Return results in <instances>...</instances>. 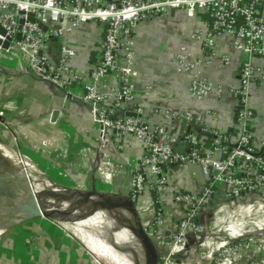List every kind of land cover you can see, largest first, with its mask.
I'll use <instances>...</instances> for the list:
<instances>
[{"label": "built area", "instance_id": "built-area-1", "mask_svg": "<svg viewBox=\"0 0 264 264\" xmlns=\"http://www.w3.org/2000/svg\"><path fill=\"white\" fill-rule=\"evenodd\" d=\"M259 4L260 0H0V26L5 31L0 40L10 38L8 48L0 45V64L16 63L23 74L47 81L61 89L66 98L87 106L97 131L96 155L99 153L100 157L95 174L102 188L107 189L118 172L127 169L131 176V198L139 201L145 193L159 195L166 190L165 167L198 166L202 176L208 179L201 192L172 196L181 214L182 230L189 228L190 220L213 200L214 186L218 183L223 186L224 199L230 203L253 200L252 204H246L252 207V222L257 223L251 233L245 238L226 241L215 251L211 250L224 236L217 242L209 237H205V241L209 257H217L215 264H264V207L258 209L255 205L264 206V139L257 149L249 132L253 112L248 105V87L256 77L253 59L264 57V17L259 12ZM177 10L190 17L197 12L208 15L209 23L195 29L190 39L199 43L210 59L217 56L215 40L220 35L229 36L232 48L247 57L241 64L237 87L229 89L240 106L236 113L233 146L221 145L226 138L205 126L200 131L182 134L168 126L173 120L202 123L203 115L177 111L168 114L165 123L153 125L144 118L143 108L136 102L133 83L135 29L142 21ZM29 14L46 26V31L38 23L28 21ZM83 23L100 24L103 39L100 57L88 74L82 94L76 96L72 87L82 78L71 66L76 54L74 49L62 42L57 65H50L45 47L51 37L61 39ZM17 34L21 35L20 40H16ZM174 59L176 71L190 74L188 93L193 100L202 101L212 92H224L221 85L213 87L208 83L201 71L203 60L194 58L187 46L181 45ZM219 61L221 65H229L231 58L222 54ZM110 74L117 78V87L107 82ZM129 108L134 116L127 115ZM2 115L0 112V118ZM113 135L132 137L144 147V155L138 160L121 154L120 162L114 163L110 157ZM204 136L213 138L210 147L204 145ZM180 142L188 146L187 152L175 150ZM129 145V142L121 143L115 149L122 153ZM255 230L262 233H253ZM176 237L169 239L173 241ZM257 244H262L261 253L255 249ZM173 250L177 251L174 244L171 252Z\"/></svg>", "mask_w": 264, "mask_h": 264}, {"label": "crops", "instance_id": "crops-1", "mask_svg": "<svg viewBox=\"0 0 264 264\" xmlns=\"http://www.w3.org/2000/svg\"><path fill=\"white\" fill-rule=\"evenodd\" d=\"M258 9L264 17V0H260ZM209 21L205 13L197 12L190 17L184 11L177 10L138 24L134 32L133 83L136 102L143 108L144 118L153 125L165 123L166 116L177 111L203 115L202 123L187 124L173 120L168 126L180 134L200 131L205 126L225 137L228 146H233L236 135L227 134L230 129L235 128L236 113L240 106L229 89L237 87L240 67L247 57L232 48L229 36L220 35L215 40L217 56L210 59L209 53L190 39L195 29L204 28ZM102 39L103 27L100 24L83 23L59 39L58 43L49 41L45 47L50 65H57L62 42L74 49L76 54L71 60V66L82 78L81 82L72 87L76 96L82 94L88 74L100 57ZM181 45L187 46L194 58L203 60L201 71L204 78L213 87L221 85L223 93L212 92L202 101L190 98V74L176 71L174 56ZM222 54L231 58L229 65H221L219 55ZM253 64L256 67V77L248 87V105L253 112L249 132L254 146L259 149L260 142L264 139V57L254 58ZM107 82L114 87L118 86L114 75H108ZM54 111L58 114L52 121ZM128 111L131 114L130 108ZM0 112L3 113L0 118V146H12L14 143L22 147L38 169L39 175L48 179L46 187L55 186L63 192L86 191L96 195L106 194L110 198L133 200L129 191L131 176L127 169L119 171L107 189L101 187V182L94 173L97 131L87 106L76 99L66 98L61 89L49 82L23 74L16 63H4L0 64ZM209 139V136L202 138L205 143ZM127 142L130 145L122 153H118L116 145ZM175 150L187 152L188 146L180 142ZM110 152L111 159L118 164L121 154L129 159L139 160L144 155V147L130 136L117 138L113 135ZM163 175L167 177L168 183L158 201V208L160 206L168 212V217L163 222L170 224L173 221L176 225L179 211L172 196L182 192L200 193L208 179L202 176L198 166L187 164L165 167ZM214 189V198L225 200L222 184H216ZM152 196L153 193H145L138 204H146L153 199ZM255 205L258 209L264 207L262 204ZM216 216H219L215 221L216 227L223 229L224 237L211 251H215L226 241L245 238L257 226V223L252 222V207L249 205L221 207ZM28 225L17 226L14 246L22 252V257L26 256L27 246L33 248V244H36V252L38 243L41 242L44 248L42 247L43 257L36 254L31 257L30 262L25 261V264H91L82 240L64 232L55 224L49 225L40 220L32 221L31 225L43 229L47 226L48 231L42 232V237L40 234L35 235L34 231V236L31 237ZM189 239V242L198 240L195 236ZM47 249L51 251V255L44 252ZM248 252L252 253V249ZM47 256L50 262L46 259Z\"/></svg>", "mask_w": 264, "mask_h": 264}, {"label": "rangeland", "instance_id": "rangeland-1", "mask_svg": "<svg viewBox=\"0 0 264 264\" xmlns=\"http://www.w3.org/2000/svg\"><path fill=\"white\" fill-rule=\"evenodd\" d=\"M1 148L0 264H25L27 263L25 261L28 260V262H30L31 257H34L36 254L42 255L43 257L42 247L44 244L41 242L38 243L39 246L36 252L34 250L37 248L36 244H33V248L29 246L26 247V256H21L22 252L18 250L17 246H14V241L16 240L14 232L16 233L18 225L26 227L28 223V228L31 232L30 236L33 237L34 233L32 232L35 231V235L40 234L42 237L41 233L47 232L48 227L45 226V229H43L35 225L32 226L31 223L34 220L46 221L47 224H55L61 230H64V232L80 239L81 237L77 231V223L81 215L87 214L89 216L95 207L110 206L112 202H116V199L110 200L105 197H97L93 192H63L55 186L46 187L48 179L39 175L38 169L34 166L32 163L33 161L27 153L22 150V147L13 143L12 146H2ZM25 176H29L30 178L26 179ZM30 192H32L33 199L29 198L31 197ZM161 194L156 195L158 201L162 197ZM125 201H127V199H117L118 203H123ZM131 201L138 212L142 227L148 234L151 243L156 249H161L160 254L162 255L159 256L158 264H215V259L217 257L214 255L212 258L209 257L210 250H208L206 246L205 237H209L214 242H217L220 237H223V230L218 231V228L215 227L216 218L219 217L216 216L218 209L221 207H230L232 204L246 205L253 203V200H240L230 203V201L227 200L213 198L209 205L202 207L195 217L190 220L188 223L189 228L182 230L181 225H179L182 222L180 213L176 225L173 221L169 224L165 221L163 222V219L168 217V212L162 210L160 206L156 210L153 199L141 206L138 204V201ZM34 202L38 206L40 214L33 212L32 205L34 206ZM118 210L120 209L106 210L108 211L107 221L109 222L111 230H117L122 225L119 217L116 218L118 221L113 219ZM172 227H174V229H172ZM83 230L86 233L94 235V231L90 228H83ZM253 233L260 234L262 232L260 230H255ZM175 235L177 236L176 239L171 241L169 237H174ZM194 236L197 237L198 240L189 242V237ZM252 236L253 234L250 237ZM163 242L166 244L164 245ZM173 244L177 246V251L173 250L171 253ZM83 245L88 253L91 264H109L106 259L95 255L84 243ZM261 245L262 244H257L255 247L258 253H261ZM139 247L142 253L146 254L141 243ZM44 252H48V255H51V251H48V249ZM219 253L220 251L216 254ZM166 255H169V258H166ZM210 258L212 261L209 263ZM46 259L50 262L49 256H47Z\"/></svg>", "mask_w": 264, "mask_h": 264}, {"label": "bare ground", "instance_id": "bare-ground-1", "mask_svg": "<svg viewBox=\"0 0 264 264\" xmlns=\"http://www.w3.org/2000/svg\"><path fill=\"white\" fill-rule=\"evenodd\" d=\"M0 149H2L1 146ZM25 178L29 179L30 177L25 176ZM30 187L32 189L31 185ZM30 196L29 198L33 199L32 192H30ZM32 208L36 207L32 205ZM107 216L108 211L102 208H96L89 216L81 215L77 223V231L83 243L95 255L106 259L109 264H142L141 261H144L145 264V254L139 247L140 241L135 233L128 228L130 224H133V215L126 208L118 210L113 219L118 221L116 218L119 217L122 225L117 230L110 229ZM83 228L92 229L95 236L86 233ZM167 257L169 255H166Z\"/></svg>", "mask_w": 264, "mask_h": 264}, {"label": "water", "instance_id": "water-1", "mask_svg": "<svg viewBox=\"0 0 264 264\" xmlns=\"http://www.w3.org/2000/svg\"><path fill=\"white\" fill-rule=\"evenodd\" d=\"M28 21L32 22V23H38L32 14H29L28 15ZM20 23H22V21H20ZM39 27L43 30V31H46L47 27L42 25V24H39ZM0 36L1 37H4L5 36V31L1 28L0 26ZM16 40H20L21 39V35L20 34H17L16 35ZM9 41H10V38L9 37H6V40L5 41H1L0 40V45L3 49H6L8 48L9 46ZM50 41L51 42H55V43H58L59 39L58 38H54V37H51L50 38ZM58 112L57 111H54L52 113V121L55 120L56 116H57ZM128 116H134L132 113L131 114H127ZM99 153H97L96 157H95V162H96V166H95V170H94V173L97 169V164L99 162ZM97 197H105L107 199H116V202H112L110 204V206H105L104 208L105 209H123V208H127L129 209L131 212H132V215H133V224L129 225V230L131 232H134L135 235L137 236V238L139 239L140 243L142 244L146 254H145V264H158V259H159V256H161L162 254L161 253V249H156V247L151 243L149 237H148V234L146 233L145 229L142 227V224L140 222V218L138 216V212L136 211V209L134 208V204L132 203L131 200L127 199V201L123 202V203H118L117 202V198H110V196L106 195V194H97ZM34 208L33 209V212L36 213V214H40V211L38 209V206L36 205V203L34 202ZM101 208V207H99ZM103 208V207H102ZM96 209V208H95ZM94 209V210H95ZM94 210L92 211V213L94 212ZM91 213V214H92Z\"/></svg>", "mask_w": 264, "mask_h": 264}, {"label": "trees", "instance_id": "trees-1", "mask_svg": "<svg viewBox=\"0 0 264 264\" xmlns=\"http://www.w3.org/2000/svg\"><path fill=\"white\" fill-rule=\"evenodd\" d=\"M235 132H236L235 128H232V129L229 130V132H228L227 135H232V134H234ZM212 141H213V138L210 137V139H209L206 143L204 142V145H205L206 147H210ZM221 145H223V146H225V147H230V146H228V144H227L226 142H222ZM152 197H153V200H154V206H155V208H156V210H157V208H158V199H157V197H156L155 194H153ZM141 262H142V264H144V261H141Z\"/></svg>", "mask_w": 264, "mask_h": 264}]
</instances>
